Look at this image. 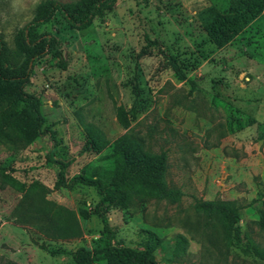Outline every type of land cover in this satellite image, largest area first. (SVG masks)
Segmentation results:
<instances>
[{
  "label": "rangeland",
  "instance_id": "rangeland-1",
  "mask_svg": "<svg viewBox=\"0 0 264 264\" xmlns=\"http://www.w3.org/2000/svg\"><path fill=\"white\" fill-rule=\"evenodd\" d=\"M46 1L0 0V35L11 53L16 31ZM228 1L118 0L87 29L69 28L58 14L39 29L61 42L68 65L38 64L26 91L40 100L69 177L100 162L87 146L89 130L108 145L133 134L152 154L166 152L165 181L182 192L180 201L134 196L107 214L118 246L140 247L141 230L165 247L175 236L186 240L176 258L157 249V264H264L244 250H264L258 216L264 210V10L218 49L198 13L209 6L223 12ZM160 50L177 57L194 86L175 78ZM10 109L0 105V264H74L72 253L91 250L100 237L99 195L89 187L57 190L56 171L46 161L48 139L24 143L4 120ZM240 120L251 125L237 131ZM213 200L240 208L241 244L195 211L196 201Z\"/></svg>",
  "mask_w": 264,
  "mask_h": 264
},
{
  "label": "trees",
  "instance_id": "trees-1",
  "mask_svg": "<svg viewBox=\"0 0 264 264\" xmlns=\"http://www.w3.org/2000/svg\"><path fill=\"white\" fill-rule=\"evenodd\" d=\"M118 0H79L73 4H62L55 0L39 5L32 19L15 34V48L11 53L0 35V105L8 103L13 109L3 116L20 139L31 144L39 138H47L50 150L46 161L56 171L57 190L71 192L78 187L94 188L99 202L94 214L102 223V231L91 250L79 248L72 253L74 264H157L154 252L165 250L168 256L179 257L185 253L186 240L175 236L165 243L154 233L140 231L142 239L138 248L118 246L114 243L115 234L107 217L111 207L125 208L134 196H144L170 203L179 202L182 192L167 185L165 181L167 154H152L145 149L143 140L133 134H126L108 145L102 134L95 130L87 132V146L100 154V162L86 165L72 177L68 175L69 163L60 150L55 132L47 125L41 113V102L26 89L31 84V76L38 64L50 68L66 70L68 60L62 51V44L52 35L39 33V29L50 23L58 14L71 29H87L92 22L103 19ZM264 10V0H229L227 8L220 12L209 6L198 13V21L210 43L220 49L240 36L244 28L260 16ZM152 46L157 42L147 41ZM161 54L167 60L175 78L188 81L185 69L177 57ZM118 119L124 126L126 118L121 109ZM251 122L240 120L235 124L237 131L249 127ZM195 211L207 223H217L236 243L241 244L239 232L240 208L233 202L221 200L196 201ZM86 218V213H81ZM259 224L264 229V210H258ZM246 253L264 261V250L254 245H244Z\"/></svg>",
  "mask_w": 264,
  "mask_h": 264
}]
</instances>
